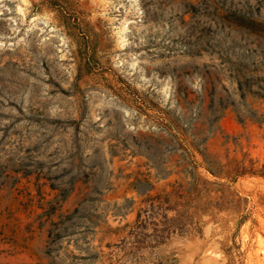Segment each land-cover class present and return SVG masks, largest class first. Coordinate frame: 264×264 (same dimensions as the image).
<instances>
[{"label": "rangeland", "instance_id": "obj_1", "mask_svg": "<svg viewBox=\"0 0 264 264\" xmlns=\"http://www.w3.org/2000/svg\"><path fill=\"white\" fill-rule=\"evenodd\" d=\"M263 86L264 0H0V264H264Z\"/></svg>", "mask_w": 264, "mask_h": 264}, {"label": "trees", "instance_id": "obj_2", "mask_svg": "<svg viewBox=\"0 0 264 264\" xmlns=\"http://www.w3.org/2000/svg\"><path fill=\"white\" fill-rule=\"evenodd\" d=\"M242 80H244V82H242ZM237 81H238V84H239V90L241 92V95L243 97H245L246 96L245 91H246V89H249V87H250V85L248 84V80L241 76V78L237 79ZM244 83H247V84L244 85ZM248 91L251 92L253 95H256V96H258L260 98H264V86H263V88L259 89V91H251V90H248ZM252 165H254V162H252ZM240 174H251V175H258V176H263L264 177V166L261 169H259V170H256L254 168H248V169L247 168H243L242 170H237V174L236 175H240ZM137 190L140 192V190L138 188H137Z\"/></svg>", "mask_w": 264, "mask_h": 264}]
</instances>
